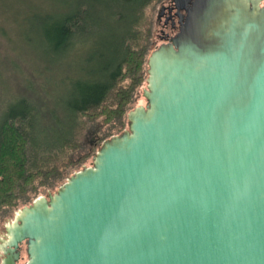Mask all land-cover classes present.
Segmentation results:
<instances>
[{"label":"water","instance_id":"obj_1","mask_svg":"<svg viewBox=\"0 0 264 264\" xmlns=\"http://www.w3.org/2000/svg\"><path fill=\"white\" fill-rule=\"evenodd\" d=\"M263 0H185L146 106L22 208L3 264H264Z\"/></svg>","mask_w":264,"mask_h":264},{"label":"trees","instance_id":"obj_2","mask_svg":"<svg viewBox=\"0 0 264 264\" xmlns=\"http://www.w3.org/2000/svg\"><path fill=\"white\" fill-rule=\"evenodd\" d=\"M55 1L35 0L21 17L26 40L56 65L41 72L42 89L30 83V104L21 100L0 119V210L65 183L73 164L59 157L75 147L81 118L122 117L146 63L150 30L142 39L138 27L152 0ZM127 77L131 86L119 88ZM109 99L114 103L105 105Z\"/></svg>","mask_w":264,"mask_h":264},{"label":"rangeland","instance_id":"obj_3","mask_svg":"<svg viewBox=\"0 0 264 264\" xmlns=\"http://www.w3.org/2000/svg\"><path fill=\"white\" fill-rule=\"evenodd\" d=\"M170 1L171 0H152L151 3L144 8L143 19L138 27V31L142 32V36H140L142 39L146 36L148 30H150V33L149 36L146 37V63L140 73L141 81L134 89L133 95L125 108L126 113H124L122 117L114 121L108 120V117L103 114H97L95 116L90 115L89 117L84 116L81 118L84 123L82 124V128L75 135V147L71 146L68 147V149L66 148L63 155L59 157L60 159H66L65 162L71 160L73 164L64 182L76 172L91 167L94 163V157L102 144L113 136L121 135L128 130V114L130 111L139 106H146L147 100L144 97V90H146L148 86V58L150 54L164 42L161 37L165 36L167 31L169 32V29L165 27L166 15H163L162 11L169 5ZM34 2L35 0H0V119L5 116L7 109L13 106H22L21 100L30 104L28 98L32 95L30 91H26L29 89V85H32L30 83L35 82V85L42 89L46 85V79L40 77L41 72L44 69H51L56 65L55 62L50 61L45 56L41 46L35 47L26 40L25 35L28 34L29 26L23 23L24 21L21 17L23 14L30 11L29 7L33 8L30 5ZM55 2V6L56 4L58 5V2ZM24 6L26 7L24 8ZM44 6L48 7L49 5L44 4ZM18 9H20L21 12L16 13ZM124 74H126L125 69ZM131 84V78L127 77L120 83L119 88L123 87L126 89L131 86ZM52 86L53 85H51V87ZM31 103H36V101L32 100ZM107 103L112 104L114 102L112 99H109V101L104 104L106 105ZM50 105L53 106L51 103ZM101 110L100 108L99 111ZM40 118L42 122L45 121V118ZM53 160L58 159L56 158ZM62 185L63 183H60L51 189L43 191L38 197L54 194ZM33 201L34 200L28 203H20L14 208L0 210V240L6 238V234H3L4 231H6L5 228L10 223H13L18 212L22 208L29 206ZM1 258L2 254L0 253V264ZM27 261L28 256L23 250L19 264H26Z\"/></svg>","mask_w":264,"mask_h":264},{"label":"flooded vegetation","instance_id":"obj_4","mask_svg":"<svg viewBox=\"0 0 264 264\" xmlns=\"http://www.w3.org/2000/svg\"><path fill=\"white\" fill-rule=\"evenodd\" d=\"M184 2L185 0H171L169 5L165 9H163L162 14L166 15L165 27L169 29V32L167 31L165 36L161 37L164 40V42H167V40L171 36H174L179 31L182 24L184 23V18L186 16V12L183 10ZM262 6H264V0L262 2ZM3 234H8V232L4 231ZM26 249H27V242L24 241L20 244V247L18 249V251L20 252V259L16 261V264H19L22 258V252L23 250L26 252ZM0 253L2 254L1 264H3V258L5 256L2 250H0Z\"/></svg>","mask_w":264,"mask_h":264}]
</instances>
